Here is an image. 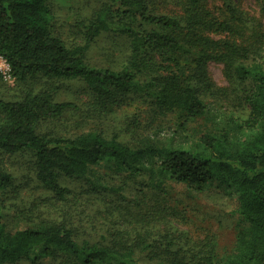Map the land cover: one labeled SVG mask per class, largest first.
Returning a JSON list of instances; mask_svg holds the SVG:
<instances>
[{
  "label": "trees",
  "instance_id": "16d2710c",
  "mask_svg": "<svg viewBox=\"0 0 264 264\" xmlns=\"http://www.w3.org/2000/svg\"><path fill=\"white\" fill-rule=\"evenodd\" d=\"M205 1L186 0L184 17L177 18L151 13L146 0H109L84 26V45L69 48L52 34L47 0H0V57L16 81L37 75L83 80L104 113L137 92L160 111L179 110L195 118L206 110L200 96L217 93L208 79L206 63L231 57L223 50L219 52L218 43L209 38L193 42L194 29L207 23L202 7ZM216 25L229 30L228 22ZM103 32H119L129 39V57L118 70L91 67L84 60L86 48ZM182 42L190 48L201 47L194 60V84L183 71L169 68L159 72V67L170 66L155 64L156 54L174 53ZM235 73L247 82L241 100L249 111L243 123L219 134H202L193 149H168L148 169L146 180L139 183L142 203L147 198L144 208L153 207V190H162L167 181L197 191L209 187L232 190L240 221L233 251L220 263L204 258L203 264H264V62L239 63ZM2 77L0 71V82ZM74 107L70 102H54L50 90L27 93L15 101L0 98V153L30 151L37 179L59 197L70 194L69 188L59 184L60 174L82 178L94 191L106 190V173L98 174L96 166L127 178L139 177L142 172L129 167L134 151L116 136L90 131L75 137H47L36 132L41 120L58 118L65 109ZM11 182V174L0 170V190ZM133 246L127 241H78L64 222L10 231L0 206V264H141L133 256ZM152 247L146 244L143 251ZM167 253L166 262L161 257L149 264H187Z\"/></svg>",
  "mask_w": 264,
  "mask_h": 264
},
{
  "label": "rangeland",
  "instance_id": "374dc122",
  "mask_svg": "<svg viewBox=\"0 0 264 264\" xmlns=\"http://www.w3.org/2000/svg\"><path fill=\"white\" fill-rule=\"evenodd\" d=\"M108 1L47 0L52 12V34L69 48L84 45V26ZM146 2L153 14L184 17L186 0ZM202 7L207 23L194 29L193 42L209 38L218 43L219 52H227L231 57L206 63L208 79L217 93L200 96L206 110L195 118H188L179 110L160 111L137 92L104 113L95 105L83 80L37 75L16 81L9 76L6 63L0 60L1 99L15 101L27 93L50 90L54 102L75 105L65 109L58 118L41 120L36 127L39 135L75 137L97 131L105 137L116 136L134 151L129 167L142 172L132 179L96 166L94 170L98 174L106 173V190L96 191L82 178L60 174L59 184L69 188L70 194L59 197L37 179L30 151L1 152L0 170L12 176L11 184L0 190V206L8 230L64 222L74 230L78 241L129 242L134 245V258H139L141 264L159 262L161 257L166 262L169 260L167 251L187 264H203L204 258L220 263L232 253L240 221L235 195L228 187L197 191L185 184L167 181L162 190H153V207L149 208H144L147 198L142 203L138 192L140 181L146 180L148 169L160 154L181 146L193 149L202 134H219L236 128L247 117L249 109L241 100L247 82L239 80L235 66L264 62V0H206ZM215 22H228L229 30L222 25L215 26ZM199 48V45L190 48L182 42L174 53L156 54V66H170L157 69L159 72L169 68L183 71L194 84V60L198 58ZM129 53L127 36L103 32L86 48L84 60L91 67L118 70L126 63ZM2 118L0 110V120ZM146 244L153 247L143 251ZM42 264L58 263L45 261Z\"/></svg>",
  "mask_w": 264,
  "mask_h": 264
},
{
  "label": "built area",
  "instance_id": "2783aa9c",
  "mask_svg": "<svg viewBox=\"0 0 264 264\" xmlns=\"http://www.w3.org/2000/svg\"><path fill=\"white\" fill-rule=\"evenodd\" d=\"M0 60H2L4 63H6V61L2 58V57H0ZM6 65H7V67H8V70H9V66H8V64L6 63ZM1 72H2V70H0Z\"/></svg>",
  "mask_w": 264,
  "mask_h": 264
}]
</instances>
